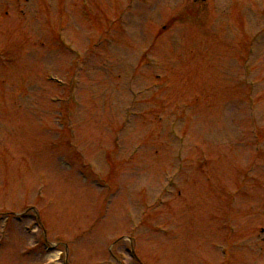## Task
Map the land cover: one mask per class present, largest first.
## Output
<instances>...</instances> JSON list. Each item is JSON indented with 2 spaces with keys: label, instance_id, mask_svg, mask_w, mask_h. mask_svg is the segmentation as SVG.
Returning <instances> with one entry per match:
<instances>
[{
  "label": "rangeland",
  "instance_id": "374dc122",
  "mask_svg": "<svg viewBox=\"0 0 264 264\" xmlns=\"http://www.w3.org/2000/svg\"><path fill=\"white\" fill-rule=\"evenodd\" d=\"M4 227L0 264H264V0H0Z\"/></svg>",
  "mask_w": 264,
  "mask_h": 264
},
{
  "label": "bare ground",
  "instance_id": "6f19581e",
  "mask_svg": "<svg viewBox=\"0 0 264 264\" xmlns=\"http://www.w3.org/2000/svg\"><path fill=\"white\" fill-rule=\"evenodd\" d=\"M56 257H57V255H54V256H53V258H56Z\"/></svg>",
  "mask_w": 264,
  "mask_h": 264
}]
</instances>
